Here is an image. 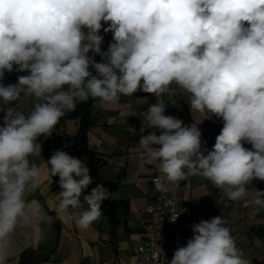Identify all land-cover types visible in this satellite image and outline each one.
<instances>
[{
  "label": "clouds",
  "instance_id": "1",
  "mask_svg": "<svg viewBox=\"0 0 264 264\" xmlns=\"http://www.w3.org/2000/svg\"><path fill=\"white\" fill-rule=\"evenodd\" d=\"M101 31L112 34L106 51ZM12 72L27 74L4 84ZM175 88L189 94L192 112L222 120L211 150L202 147L199 126L165 115L160 98ZM138 91L157 97L140 131L160 134L139 140L160 173L156 190L200 175L229 200L243 199L253 180L264 181V0H0V264L10 235L31 222L39 138L80 103L102 107ZM23 98L32 101L28 113L19 109ZM46 162L59 177V209L89 229L102 215L104 186L83 195L93 184L90 169L66 151ZM253 203L264 207V190ZM192 230L170 264H251L221 216Z\"/></svg>",
  "mask_w": 264,
  "mask_h": 264
},
{
  "label": "crops",
  "instance_id": "2",
  "mask_svg": "<svg viewBox=\"0 0 264 264\" xmlns=\"http://www.w3.org/2000/svg\"><path fill=\"white\" fill-rule=\"evenodd\" d=\"M24 74L27 73L15 72L13 83L17 82L18 75ZM160 99L166 104L165 115L181 119L184 125L195 123L202 132V147L212 149L223 127L221 119H204L200 113L192 112L188 105L189 94L179 88ZM156 103L154 94L138 91L131 97L121 96L114 104L101 107L95 103L92 109L97 121L89 128L88 144L105 159L99 169L101 176L118 180L115 189L105 188L106 195L119 203L126 202L128 206L127 213L119 214L116 229L104 213L87 230L76 226L75 217L68 219L70 213L58 207L59 177H51L41 152V156L32 158L41 167L42 175L37 188L27 195L32 209L31 222L18 225L8 238L7 247L2 250L6 256L5 264H18L24 241L30 243L34 256L40 257L35 264H136L150 229H154L157 237L164 235L163 213L147 211L149 205L158 202L160 191L156 190L154 181L160 173L155 165L146 163V154L139 146L142 135L154 130L160 134L158 129L140 131L145 122L144 113ZM13 106H17V102ZM19 109L28 113L32 109L31 99L23 98ZM2 117L3 113H0V123ZM78 125L79 119H66L58 133L56 131L57 136L60 132L75 134ZM244 147L251 149L247 143ZM65 151L79 158L76 148L67 146ZM186 182L192 184L189 194L179 187ZM257 190L262 189L253 180L244 198L232 201L223 190L200 175L167 183V191L173 192L178 200L186 219V229L192 236L194 223L221 216L251 264H264V207L253 203ZM41 233L42 239L36 243V236Z\"/></svg>",
  "mask_w": 264,
  "mask_h": 264
},
{
  "label": "trees",
  "instance_id": "3",
  "mask_svg": "<svg viewBox=\"0 0 264 264\" xmlns=\"http://www.w3.org/2000/svg\"><path fill=\"white\" fill-rule=\"evenodd\" d=\"M101 35L104 36V43L102 45V50L106 51L108 48L109 42L112 40V34H104L101 31ZM97 62L101 61L100 56L95 57ZM9 76V83L12 84L15 80V72L10 74L6 73ZM95 102L89 99L86 103H80L77 105L76 110L68 112L63 116L59 123L56 125L55 130L52 135L45 139L43 136L39 138V142L42 144V153L46 160H48L51 154L56 150L65 151V146L62 141L70 143V147L76 148L78 150V157L82 158L83 161L88 165L90 169V175L93 178V184H91L87 189L84 190V194H90L91 188L95 187L96 184H102L104 188L115 189L118 185V180H108L101 176L99 169L105 163V159L99 155V153L93 148L90 147L87 140V135L89 128L96 123L97 119L92 113V109ZM79 119L78 129L75 134H66L60 132V135L57 136L56 131L60 128L62 122L66 119ZM259 183L262 190H264V181L256 180ZM102 213L108 215L110 220L113 223L114 230L116 229L119 223V214H125L128 211V206L126 202L119 203L114 199H111L106 195V199L103 201L101 206ZM24 250L20 254V259L18 264H35L40 260V257L34 256L32 247L29 242L24 241Z\"/></svg>",
  "mask_w": 264,
  "mask_h": 264
},
{
  "label": "built area",
  "instance_id": "4",
  "mask_svg": "<svg viewBox=\"0 0 264 264\" xmlns=\"http://www.w3.org/2000/svg\"><path fill=\"white\" fill-rule=\"evenodd\" d=\"M58 133V130H57ZM65 147L70 146L69 142L62 141ZM186 194L191 193L192 184L186 182L179 185ZM147 211L153 213L160 211L164 215V235L157 237L154 229H150L148 238L142 244V256L136 264H170L175 250L179 247L186 246L189 239L192 238L191 233L186 229V219L180 209L178 200L173 192L160 191L158 202L149 205ZM178 215L175 222L170 218Z\"/></svg>",
  "mask_w": 264,
  "mask_h": 264
},
{
  "label": "rangeland",
  "instance_id": "5",
  "mask_svg": "<svg viewBox=\"0 0 264 264\" xmlns=\"http://www.w3.org/2000/svg\"><path fill=\"white\" fill-rule=\"evenodd\" d=\"M3 83L6 84V85H7V84H10V83H9V76H7L6 74H5V78H4V80H3Z\"/></svg>",
  "mask_w": 264,
  "mask_h": 264
}]
</instances>
